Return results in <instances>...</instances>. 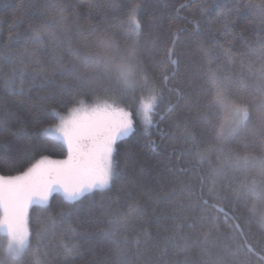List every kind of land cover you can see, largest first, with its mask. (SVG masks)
I'll list each match as a JSON object with an SVG mask.
<instances>
[{
    "label": "snow or ice",
    "instance_id": "1",
    "mask_svg": "<svg viewBox=\"0 0 264 264\" xmlns=\"http://www.w3.org/2000/svg\"><path fill=\"white\" fill-rule=\"evenodd\" d=\"M48 7L55 14L41 12L45 19L0 49V60L9 68L0 70L4 97L30 100L33 90L54 86L56 77L70 81L60 86L59 98L55 93L44 98L56 107L17 103L19 110L13 111L0 102V264H73L81 246L57 244L56 232L79 218L86 202L89 210L77 223L95 231L79 238L112 250L111 259L92 264H264V39L237 54L238 79L251 81L258 99L234 93L230 77L211 71L219 56L209 62L211 87L201 99L194 90L179 87L176 39L157 59L159 38L145 36L140 5L125 6L124 17L113 22L125 36L123 50L105 27L92 30L102 35L96 45L102 51L95 53L74 44L82 34L66 27L63 5ZM240 7L185 4L181 10L198 15L190 35L199 43L212 35L199 30L210 9L216 12L210 22L222 24L231 39L229 30L237 26L232 17ZM247 9L255 18L251 23L258 21L264 30V0ZM151 23L162 27V21ZM183 31L177 29L176 35ZM217 46L234 68L232 51ZM106 49L115 55L108 56ZM145 53L157 68L166 65L162 72L150 74ZM169 82L177 87L168 89ZM165 90L175 92L177 103L162 116ZM154 131L160 132V144L151 140ZM144 149L158 150V167L163 160L172 165L165 171L173 174L178 188L157 191L130 176ZM118 181L114 204L106 212L101 208L103 215L97 217L90 198L111 192ZM250 198L257 203L248 207ZM53 200L59 202L58 212ZM33 207L47 214L38 217L35 229ZM152 225L157 226L155 237ZM170 252L184 259H168Z\"/></svg>",
    "mask_w": 264,
    "mask_h": 264
},
{
    "label": "trees",
    "instance_id": "2",
    "mask_svg": "<svg viewBox=\"0 0 264 264\" xmlns=\"http://www.w3.org/2000/svg\"><path fill=\"white\" fill-rule=\"evenodd\" d=\"M133 2L141 6L139 18L144 25L145 36L151 35L154 40L159 38L158 47L160 52L156 54L157 59L164 57L165 49L172 47L173 39L178 41L175 44L177 56L173 57V59L177 57L180 59L179 75L176 79L180 82L179 87H182L184 91L190 92L194 90L200 95L201 99H204L211 87L209 62L219 56L220 58L211 64V71L216 72L222 78L225 76L230 77V87L234 93L241 92L246 96H252L253 99H258L254 95L252 82L247 79H238L240 58L237 54L246 51V44H253L258 47V41L264 39V30H261L258 21L255 24L251 23L255 18L247 9L249 3L259 4L260 0H0V49H3L6 43H15V40L28 29L30 24L38 23L45 19V16L39 15L41 12L55 14L56 10L49 8L48 5L58 3L64 6V16L68 21L66 27L73 33L80 32L82 34L74 37V44L79 46L82 52L95 53L102 51L96 47L97 42L102 39V35L99 32L92 33V30L103 29L105 27L111 28L114 33L113 40L119 42V47L123 50L125 36L122 30L113 27V22L124 17L127 11V7L125 6ZM224 3L241 5L239 13L232 17V21L237 26L229 30L231 39L224 35L222 24L210 22L216 19L215 10L210 9L212 12L211 16H206L200 21L201 27L199 30L202 33L210 30L212 35L206 40H200L197 43V38L190 34L195 30L198 15H188L191 9L185 8L181 10V6L185 4L215 5ZM153 21H162V27L159 23H155L153 26L151 23ZM177 29L185 31L177 36ZM217 45H222L225 50L232 51L233 57L236 58V66L234 68L228 64V61L223 57L221 49ZM229 45H232V48H229ZM12 50L16 51L17 49L14 47ZM103 51L108 56L115 55L114 49H106ZM50 54L51 49L49 52L44 53V56H49ZM144 58L147 61L150 74L153 72L159 74L166 67V65H161L157 68L148 59L147 53H145ZM250 59L255 60L256 57L251 56ZM248 62L249 59L246 58L245 63ZM258 67L259 64H257ZM0 70L4 72L9 71V68L2 60H0ZM170 73L171 69H169ZM100 79L103 80L104 77L101 76ZM61 85H70V81L56 77V84L54 86H50L47 89L33 90L30 94V100L16 96L4 97L3 91L0 89V102L13 106V111L19 110L15 107L17 103L32 104L37 108L56 107L52 101L44 98L52 93H55L57 98H59L62 92ZM175 87L177 85L173 82L167 84L168 89ZM163 97V103L159 109L162 116L165 115L170 104L174 105L177 103L175 92L169 93V91L165 90ZM32 111L34 114H37L35 109ZM181 112L182 108L176 109L177 114ZM256 119L257 113L254 110L253 120L255 121ZM157 120H159V117H157ZM167 122L165 120L163 123H160V128H165ZM159 137L160 132L154 131L151 140L155 141L156 144H160ZM143 152L144 154L137 158L138 163L136 166L129 169L130 176L134 180L140 181L149 188L157 191L163 189L164 192H170L172 188H178V185L172 183L173 174L165 171V167L171 168L172 165L167 160H163L160 166H157L158 150L157 154H154L153 151L148 149H144ZM256 154L258 155V153ZM172 163L175 164L176 160L174 159ZM120 188L121 182L118 181L111 192H105L103 194L98 192L95 196L91 197L90 202L96 205L91 211L97 217H101L103 215L100 211L101 208L105 212L110 210V206L114 204V198L118 196ZM177 198H179V194ZM88 203L86 202L84 212L79 218L73 217V220L69 224L63 225L56 232L55 242L57 244L66 243L81 246L80 256L79 258H74L73 264H92L93 261H107L112 258V250L110 248L102 245L97 247L85 239L79 238L86 232L95 231L91 227L86 225L82 226L77 223V219L83 221L84 215L89 210L87 207ZM253 203L257 202L250 198L248 200V207H251ZM52 204L53 211L58 212L60 210L58 200H53ZM46 215L42 214L40 209L33 207L31 216L34 229L37 227L38 217L42 219ZM253 226L255 227V224ZM69 228L76 229V231L69 232ZM149 231L155 237L157 226L152 225ZM57 255L59 258H63L62 253H58ZM167 258L183 260L184 256H177L174 252H170Z\"/></svg>",
    "mask_w": 264,
    "mask_h": 264
}]
</instances>
